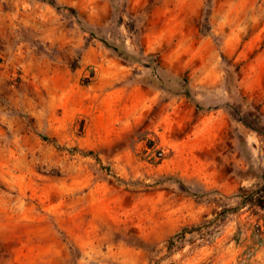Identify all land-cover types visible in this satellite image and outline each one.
Returning a JSON list of instances; mask_svg holds the SVG:
<instances>
[{
  "label": "rangeland",
  "instance_id": "obj_1",
  "mask_svg": "<svg viewBox=\"0 0 264 264\" xmlns=\"http://www.w3.org/2000/svg\"><path fill=\"white\" fill-rule=\"evenodd\" d=\"M37 1L55 42L0 37V264H264V0Z\"/></svg>",
  "mask_w": 264,
  "mask_h": 264
},
{
  "label": "crops",
  "instance_id": "obj_2",
  "mask_svg": "<svg viewBox=\"0 0 264 264\" xmlns=\"http://www.w3.org/2000/svg\"><path fill=\"white\" fill-rule=\"evenodd\" d=\"M50 18H52L50 8L37 0H0V37L6 42L14 27L25 30L32 28L36 32L35 38L39 41L55 42L56 34L53 31L55 25ZM59 37L57 35V39ZM223 186L232 189V185ZM238 187L239 185L235 189Z\"/></svg>",
  "mask_w": 264,
  "mask_h": 264
},
{
  "label": "trees",
  "instance_id": "obj_3",
  "mask_svg": "<svg viewBox=\"0 0 264 264\" xmlns=\"http://www.w3.org/2000/svg\"><path fill=\"white\" fill-rule=\"evenodd\" d=\"M48 3L52 5L53 7H56V9H59L60 6H58L54 0H48ZM67 9L73 10L70 7H66ZM100 41L109 49H111L115 53H121L118 46L110 44L106 39L101 38ZM169 82H176L180 83L182 81H185V78H175L174 76H170L168 80H163L161 76H156V83L160 87H165V89H169L171 86L168 85ZM168 87V88H167ZM172 91V90H171ZM175 92V90H173ZM188 93V92H187ZM197 105V104H196ZM198 106V105H197ZM241 189V188H239ZM263 191H264V185H263ZM244 202H248L250 205L258 206L259 208H264V194H258V192L251 191L248 194L243 196Z\"/></svg>",
  "mask_w": 264,
  "mask_h": 264
}]
</instances>
